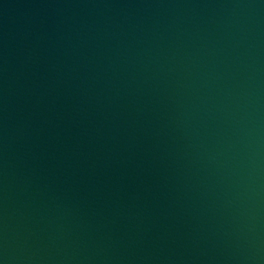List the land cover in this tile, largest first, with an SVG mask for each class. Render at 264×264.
I'll use <instances>...</instances> for the list:
<instances>
[{
	"label": "water",
	"instance_id": "water-1",
	"mask_svg": "<svg viewBox=\"0 0 264 264\" xmlns=\"http://www.w3.org/2000/svg\"><path fill=\"white\" fill-rule=\"evenodd\" d=\"M0 264H264V0H0Z\"/></svg>",
	"mask_w": 264,
	"mask_h": 264
}]
</instances>
